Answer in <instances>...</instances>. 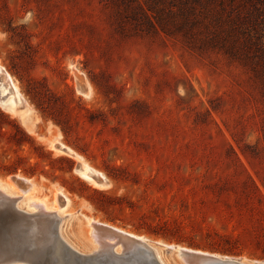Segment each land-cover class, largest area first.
<instances>
[{
	"label": "rangeland",
	"instance_id": "1",
	"mask_svg": "<svg viewBox=\"0 0 264 264\" xmlns=\"http://www.w3.org/2000/svg\"><path fill=\"white\" fill-rule=\"evenodd\" d=\"M255 4L235 9L246 51L232 55L205 25H151L124 0H0V66L20 88L17 110L38 118L30 133L0 104V179L32 180L26 197L49 207L64 206L62 189L61 231L80 251L94 247L95 220L151 243L264 262V2ZM23 133L34 146L17 144ZM56 137L106 187L53 150Z\"/></svg>",
	"mask_w": 264,
	"mask_h": 264
},
{
	"label": "bare ground",
	"instance_id": "2",
	"mask_svg": "<svg viewBox=\"0 0 264 264\" xmlns=\"http://www.w3.org/2000/svg\"><path fill=\"white\" fill-rule=\"evenodd\" d=\"M0 83L4 85L7 88H10L12 91V98H4V100L1 98L2 96L0 95V104L3 101L2 108L19 117L21 120L22 124L24 127L27 128V130L30 133H35V129L37 127V117L34 114V111L28 106H23L25 109L24 111L22 110H17V108L21 105H24L25 102H23V97L22 94L20 93V88L19 86L14 82L13 78L9 73L6 72V70L0 66ZM80 88L81 92L85 94V96H90L91 95V88L88 85L87 81L85 79L80 80ZM1 89V86H0ZM50 147L55 150L58 153L65 154L67 156H70L74 159L77 160V162L81 165L80 170L76 171L81 177H83L85 180H88L95 184L96 186L99 187H106V179L104 175L101 173L93 170L91 167H89L86 163H84V160L81 156H79L76 152L71 150L70 148L66 147L64 144L59 142V137H56L52 140L49 141ZM19 179H23L26 181L27 187L26 189H23L20 184H18L15 180H13L12 177H9L5 183L3 180L0 179V192L5 196V197H11V198H16L15 204L16 207L24 211L25 213L28 214H39L42 213L43 215L51 214L53 213L56 219H58V232L61 237V239L69 246L73 251L81 255V262H77V260L71 256L69 258V264H86L87 260L92 263V264H97V261L101 257L108 258L110 256L112 259L110 260L109 258L107 261H112V264H143V263H137L135 261H124L122 262L120 257L126 256L127 253H123V248L124 246L132 247L133 242L130 241L128 238L124 237L126 235L131 236L141 242L142 245L144 246H149L151 247L155 254L157 259L161 264H168L163 261V256L165 254L167 255H175L178 259H180V262L182 264H219L218 262L221 261L220 264H224L223 262L226 260H231L232 258L228 257H221L218 255H212V254H207L203 252H198V251H193L189 250L183 247L175 246V245H164L161 243H151L148 240H146L143 237H138L135 236L131 233H128L126 231H123L119 228L100 223L95 220H89L87 223V228H88V234H87V239L89 242V245H93V249L86 252V251H80L76 249L73 245L70 244L69 240L65 238L61 231V224H62V219L60 218L61 211L62 209L69 204L70 200L67 198V196L63 193L62 189H57L55 192V197H56V203H59V201L64 202V206L62 207L59 204L55 205L54 207H49L45 201L40 200L38 198L30 200V198L26 197L28 194L32 193L35 190V184L33 183L32 180L20 177L19 175L17 176ZM17 187L18 191H22V194H19L16 191V194L9 193V189H15ZM15 191V190H14ZM26 198V199H25ZM27 200V207L28 209H23V206L19 204L20 201ZM60 201V202H61ZM107 226L110 228L115 229L119 233L123 234V236H112V235H105L101 229H99L97 226ZM123 246V247H122ZM119 248V250H118ZM133 251L130 252V254H133ZM191 253V254H189ZM215 258V259H214ZM236 260V259H234ZM240 264H264V262H250L246 260H238Z\"/></svg>",
	"mask_w": 264,
	"mask_h": 264
},
{
	"label": "water",
	"instance_id": "3",
	"mask_svg": "<svg viewBox=\"0 0 264 264\" xmlns=\"http://www.w3.org/2000/svg\"><path fill=\"white\" fill-rule=\"evenodd\" d=\"M80 168L81 165L77 162L75 171ZM13 180L22 188L27 187L25 180L17 177ZM15 201L16 198L5 197L0 192V264H69L71 256L77 262H81V255L73 251L61 239L58 232V219L53 213L31 215L19 210ZM97 227L105 235L123 236L113 228L102 225ZM124 237L132 241L133 245L132 247L124 246L123 253H129L120 257L122 262L133 260L143 264H161L151 247L142 245L139 240L131 236ZM132 250H134L133 254H130ZM113 256L108 258L111 260ZM103 258L101 257L97 264H112V261H107L108 258L105 260ZM86 262V264H92L88 260ZM218 263L220 264L221 261ZM223 263L240 264L234 259Z\"/></svg>",
	"mask_w": 264,
	"mask_h": 264
},
{
	"label": "trees",
	"instance_id": "4",
	"mask_svg": "<svg viewBox=\"0 0 264 264\" xmlns=\"http://www.w3.org/2000/svg\"><path fill=\"white\" fill-rule=\"evenodd\" d=\"M129 5L133 16H140L151 25L153 20L157 23L172 22L181 20L183 24H202L208 31L217 34L222 47L232 55H241L245 50L244 43L235 36L237 22L243 20L242 13H236V7H245L247 4L260 5L264 0H124ZM217 21V23L215 22ZM212 25V28L209 27ZM214 25V26H213ZM161 26V23H160ZM162 30H165L162 27ZM11 124V122H9ZM6 134L0 131V139ZM16 141L18 145L30 144L34 146V139L23 133L22 139ZM39 149L44 150L39 147ZM51 158V154H47ZM11 173L17 172L14 164L5 166ZM71 166L69 167V171Z\"/></svg>",
	"mask_w": 264,
	"mask_h": 264
}]
</instances>
